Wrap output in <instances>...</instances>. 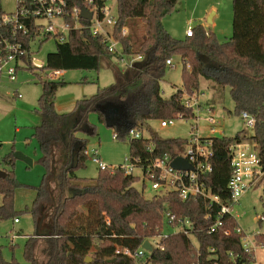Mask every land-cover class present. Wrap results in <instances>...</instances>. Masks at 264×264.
<instances>
[{
  "label": "trees",
  "instance_id": "1",
  "mask_svg": "<svg viewBox=\"0 0 264 264\" xmlns=\"http://www.w3.org/2000/svg\"><path fill=\"white\" fill-rule=\"evenodd\" d=\"M81 1H73L72 6L80 5ZM178 1L117 0L118 22L114 37L124 54L146 57L149 53V59L128 71L118 70L115 84L99 88L91 98L77 101L73 112L60 114L56 109L57 93L66 82L41 81L37 108L41 121L34 130V138L42 152L41 163L46 173L41 186L34 189L36 199L27 212L36 228L50 212L49 234L42 237L43 254L47 256L43 264H139L118 253V248L138 251L144 241L161 233L167 212L193 221L197 244L183 235H173L165 242L164 252L153 254L154 264H251L255 261L254 256L242 248L241 238L235 232L239 227L237 220L226 217L223 228L212 235L207 233L206 229L215 222L214 216L220 209L217 205L211 207L207 199L183 201L177 193L147 198L144 191L136 188V179L121 170L100 171L93 180L75 176V170L88 159L86 142L77 134H97L90 123L94 113L105 123L98 107L113 104L123 109V124L115 129L120 139H125L129 129L144 128L150 121L178 115L192 118L193 109L183 104L182 95L201 93L202 78H212L217 88L229 89L236 115L246 112L256 120L250 135L243 131L234 137L213 138V171L203 179L207 187L220 198L221 204L231 203L230 148L235 143L253 144L264 165V0H233V34L226 42H220L202 26L194 30L192 38L174 39L163 21ZM138 22L144 28L141 38L135 30ZM105 57L113 59L115 55L109 53L102 36H93L89 30L75 31L67 43L58 44L56 52L48 54L42 71H99ZM175 57L183 62V89L164 98L161 83L166 76L167 61ZM208 68L214 73L208 74ZM152 144L151 154L147 149ZM187 146L188 139L163 140L152 133L149 140H130V156L145 161L165 153L175 157ZM76 154L77 166L73 168ZM57 158L65 162L61 174L56 168ZM16 160L14 153L3 158L2 169L6 176L0 177V220L14 217L15 195L24 187L14 173ZM53 183L57 184V197L52 209ZM69 191L75 195L73 198ZM210 214L213 218L208 219ZM107 219L110 225L106 224ZM263 219L260 218L259 223L264 222ZM226 230H231V234H225ZM37 238L35 233L25 244L24 256L31 264H39L35 255ZM255 239L264 245V232ZM211 249L216 252L212 253ZM88 257L92 258L90 263L86 262ZM0 264L20 263L0 260Z\"/></svg>",
  "mask_w": 264,
  "mask_h": 264
},
{
  "label": "rangeland",
  "instance_id": "2",
  "mask_svg": "<svg viewBox=\"0 0 264 264\" xmlns=\"http://www.w3.org/2000/svg\"><path fill=\"white\" fill-rule=\"evenodd\" d=\"M116 0H110L114 3ZM3 9L8 12L15 11L16 0H1ZM214 14L212 23H209L210 16ZM233 0H179L173 12L165 17L163 24L168 33L176 40H185L189 28L194 30L202 26L207 33H213L220 42H226L233 34ZM136 33L139 38L144 33L143 25L138 22ZM129 31H127V34ZM55 40H48L35 45L33 55L47 65V56L57 50ZM173 67H167L166 76L161 83L162 96L169 98L178 90L183 89V62L180 57L172 59ZM124 65L116 58L105 57L101 63L99 71L73 70L64 71L61 78L66 85L62 87L56 97V109L61 113L73 112L77 101L91 98L97 94L99 88H108L115 84L118 77V70H122ZM51 71L35 69L34 71L23 70L18 73V81L10 83L3 80L0 83V172L3 171V158L10 153H18L32 161L29 166L26 161L17 159L14 173L18 182L24 187L20 188L15 195L14 217L0 220V260L12 262L16 260L20 264H31L24 256L25 244L29 237L35 235L43 225L47 228L51 220L50 212L36 228L32 217L27 209L33 207L36 199L35 188L41 186L46 173L45 166L41 163L42 152L37 140L34 138V130L40 124L41 118L37 112L38 101L41 96V81H47L46 76ZM208 74L214 72L208 68ZM59 81V78H57ZM201 93L205 94V101L215 108V117L220 122L218 127L225 137H234L239 132L251 134L252 130L246 126L240 115L234 112V103L228 88H217L212 78H202ZM19 94V96H18ZM231 112V113H229ZM200 120L191 118L188 121L183 119L175 120L174 125L168 128H161L160 121H150L144 127L145 136L151 133L158 135L163 140L189 139L193 132V127H199L200 134L204 137H214L209 132L208 123L205 121L209 116L205 109L200 111ZM90 123L96 128V135L79 132L78 138L86 142L87 150L92 153L93 149H98L102 161L108 166H120L125 163V159L130 156V140H114L117 133L115 128H109L103 123L98 114L90 116ZM19 129V133H17ZM218 135H216L217 137ZM186 150V149H185ZM60 173H62V170ZM100 174L99 167L89 156L85 165L75 170V176L80 179L93 180ZM55 182V181H54ZM56 183V182H55ZM51 186L52 209L55 206L56 187ZM136 188L144 191L140 182L136 183ZM147 198L156 195L147 183L144 191ZM264 182L258 183L251 188L240 199V203L234 208V215L240 227L249 235L264 232V222L259 223L264 216ZM2 196H0V206ZM18 218L19 223L15 222ZM165 234H171L172 230L166 225ZM38 243L35 255L39 264L47 260L43 254L45 244L43 238H37ZM260 244V243H258ZM261 245V244H260ZM91 258V257H90ZM255 260L257 264H264V247H257ZM92 259V258H91Z\"/></svg>",
  "mask_w": 264,
  "mask_h": 264
},
{
  "label": "built area",
  "instance_id": "3",
  "mask_svg": "<svg viewBox=\"0 0 264 264\" xmlns=\"http://www.w3.org/2000/svg\"><path fill=\"white\" fill-rule=\"evenodd\" d=\"M73 1L75 0H16L15 11L8 13L3 9L0 0V83L3 80L16 83L18 73L23 70L30 68L42 70L45 67L44 63L33 57L35 45L39 44L40 47L46 40L52 39L57 44L67 43L69 36L75 31L89 30L93 36H102L103 42L108 45L109 53L115 55L114 58L124 65L121 70L123 72L145 61L143 56L130 57L124 54L120 42L113 35L118 22L117 0L112 4L110 0H82L80 5L72 6ZM83 9L92 13L91 20L82 18ZM194 33V29L189 28L187 38L194 37ZM123 34L126 35V31ZM167 65L173 67V61L168 60ZM63 76L64 71H54L50 72L46 79L57 81V78L61 80ZM204 97V93L193 95L184 93L182 102L186 107L193 109L192 118H196V114H198L197 120H200L201 109L206 110L209 117L205 121L208 123L210 134L214 137L201 135L197 124L193 127L194 133L188 139L186 150L175 157L165 153L160 157L148 158L145 161L129 156L123 165L111 167L102 161L98 149H93L92 153L87 150L85 154L88 158L91 156L93 162L98 165L99 171L121 170L126 176L134 177L136 183H142L144 191L147 189L148 183L156 195L177 193L183 201L202 197L210 201L211 207L213 205L220 206L218 213L214 216L215 222L206 229L207 233L212 235L224 227L226 217L238 219L234 215V208L240 203L241 197L253 186L264 182V165L253 144H233L230 148L233 174L228 185L231 203L229 205L221 204L220 198L212 193L203 180L213 171V138L216 135L223 137L218 128L220 122L214 116L215 108L208 105ZM240 116L246 126L252 130L256 122L255 118L246 112L241 113ZM177 119L188 121L191 118L178 115L177 118L160 121V126L163 129L168 128L174 125ZM151 137L152 133L145 136L144 128H132L126 134V138L129 140H149ZM113 139L119 140L120 133L117 132ZM147 150L152 154L154 145H150ZM176 158L184 159L191 168L189 170L175 169L172 163ZM211 218H213V214L208 216V219ZM15 222L19 223V220L16 219ZM106 224L110 225L109 219L106 220ZM166 225L172 230L171 234L164 233ZM196 231L191 219L167 212L164 215L161 233L146 240L150 243L151 250L143 248L146 242L144 241L138 251L118 248L117 252L132 258L139 264H154L153 254L166 250L165 242L169 237L183 235L197 244ZM235 232L241 238L245 253L255 257L257 247H264L256 241L257 234L251 236L240 226L235 229ZM225 234H231V230H226ZM211 252L214 253L216 250L211 249ZM230 256L233 257V254L231 253ZM251 264H257V261L255 260Z\"/></svg>",
  "mask_w": 264,
  "mask_h": 264
},
{
  "label": "water",
  "instance_id": "4",
  "mask_svg": "<svg viewBox=\"0 0 264 264\" xmlns=\"http://www.w3.org/2000/svg\"><path fill=\"white\" fill-rule=\"evenodd\" d=\"M81 16L85 20H91L92 19V13H89L86 9H83ZM213 16H214V14H212L210 16L209 23H212ZM198 56L199 55L197 54V57ZM148 59H149V53L146 55L144 62L146 63L148 61ZM97 110L104 115L105 125L107 127L119 128L123 124L124 112H123V109L121 107L115 106L113 104H106L104 106L98 107ZM14 157L16 159H21V160L26 161V163L29 166H31L33 164L31 160L27 159L26 157H24L21 154L16 153V154H14ZM77 160H78V155L76 154L75 158H74L75 164H74L73 168L77 166ZM172 166L177 170H189L191 168L188 165V163L182 158H176L173 161ZM54 173L56 175L55 171H54ZM5 176H6V173L1 171L0 177L5 178ZM69 194H70V198H73L75 196L72 191H69ZM41 227L38 229V232H36L37 236L38 237H47V235L49 234V230L41 231L42 230ZM143 248L147 249V250H151L150 243L148 241H146L143 245ZM91 261H92V259L90 257H88L86 259L87 263H90Z\"/></svg>",
  "mask_w": 264,
  "mask_h": 264
},
{
  "label": "crops",
  "instance_id": "5",
  "mask_svg": "<svg viewBox=\"0 0 264 264\" xmlns=\"http://www.w3.org/2000/svg\"><path fill=\"white\" fill-rule=\"evenodd\" d=\"M144 62V61H143ZM142 62V63H143ZM129 70V69H128ZM127 70V71H128ZM65 73V72H64ZM63 78V77H62ZM59 112V111H58ZM60 114H65V113H61V112H59ZM17 133H19V129H17ZM58 160L55 162L56 163V168H57V171H58V173H60V170L58 169V168H62L63 167V164H65V162H63L62 161V158H57ZM3 170V169H2ZM3 172V171H2ZM49 226H47V228H44L43 227V225H42V227H41V231H44V230H48L49 228H48ZM38 237V236H37ZM38 238H42V237H38Z\"/></svg>",
  "mask_w": 264,
  "mask_h": 264
}]
</instances>
